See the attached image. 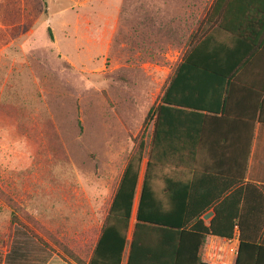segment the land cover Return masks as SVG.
Segmentation results:
<instances>
[{
    "label": "rangeland",
    "instance_id": "374dc122",
    "mask_svg": "<svg viewBox=\"0 0 264 264\" xmlns=\"http://www.w3.org/2000/svg\"><path fill=\"white\" fill-rule=\"evenodd\" d=\"M202 3L0 0V264L87 263Z\"/></svg>",
    "mask_w": 264,
    "mask_h": 264
},
{
    "label": "crops",
    "instance_id": "0c3cea01",
    "mask_svg": "<svg viewBox=\"0 0 264 264\" xmlns=\"http://www.w3.org/2000/svg\"><path fill=\"white\" fill-rule=\"evenodd\" d=\"M212 1L205 0L197 7L198 19L191 25V32L197 30L195 26L202 27ZM227 10L229 18L223 20L234 31L229 34L213 27L212 35L223 42L249 44L254 41L255 45L246 65L237 71L228 95L223 92V83L209 82L186 70L171 85V100L162 105L159 97L150 120L152 136L157 118L153 149L160 161L152 173L151 194L155 203H164L167 207L195 205L194 210H202L198 218L204 226L217 217L214 206L231 218L237 212V204L243 202L245 233L260 236L264 231V206L258 192L264 186V122L255 120V113L264 99V0H230L229 8L225 7L223 13ZM200 55L222 57L218 53ZM223 97L227 100L221 109ZM193 105L197 109L187 107ZM262 113L264 115V105ZM141 182L142 178L135 192L136 206ZM133 225L129 229V221L127 239ZM238 234L234 225L231 238L208 235L198 252L200 261L235 264ZM127 252L128 246L121 264H126ZM259 263L264 264V255ZM244 264H253V260Z\"/></svg>",
    "mask_w": 264,
    "mask_h": 264
},
{
    "label": "trees",
    "instance_id": "16d2710c",
    "mask_svg": "<svg viewBox=\"0 0 264 264\" xmlns=\"http://www.w3.org/2000/svg\"><path fill=\"white\" fill-rule=\"evenodd\" d=\"M229 5L230 0H213L205 14L202 27L195 26L197 30L190 32L186 49L162 90L160 96L162 105L171 100L170 87L186 70L199 74V78L209 82L223 83V92L228 95L237 71L246 65L248 55L255 45L254 41L249 44L246 41L239 44L231 40L223 42L212 35L210 30L213 27L229 34L234 31L233 27L223 20L229 18V10L223 13V9L229 8ZM202 52L218 53L222 57H201ZM226 100L227 97H223L221 109L225 106ZM263 105L264 99L257 106L255 120L264 122ZM187 107L197 109L196 105ZM156 109L159 110V106ZM211 109L215 111L219 108ZM151 118L152 108L148 111L145 122ZM156 129L157 118L155 131L150 136L149 149L146 153L141 190L135 210V223L130 239H127L129 221L145 156V142L142 137L127 158L86 264H121L126 246H128L126 264H204L200 261L198 252L205 244L206 237L216 235L231 238L234 225L239 230V247L235 264H244L252 260L253 264H260L259 260L264 255V231L260 236H250L245 233L243 202L237 204V212L231 218L226 217L224 213L221 214L219 207L214 206L217 217L212 219L208 226H204L198 218L202 210L198 208L194 210L193 204L186 203L183 208L182 204H172L167 207V204L153 201L152 173L160 162L159 156L153 149L157 136ZM258 192L263 207L264 186L262 191Z\"/></svg>",
    "mask_w": 264,
    "mask_h": 264
}]
</instances>
